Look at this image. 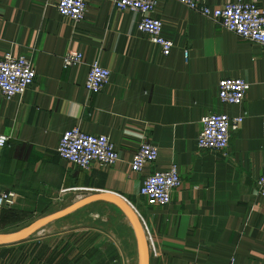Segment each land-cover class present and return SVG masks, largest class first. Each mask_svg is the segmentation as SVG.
I'll list each match as a JSON object with an SVG mask.
<instances>
[{
	"label": "crops",
	"instance_id": "1",
	"mask_svg": "<svg viewBox=\"0 0 264 264\" xmlns=\"http://www.w3.org/2000/svg\"><path fill=\"white\" fill-rule=\"evenodd\" d=\"M244 1L264 7V0ZM56 2L0 0V58L26 56L36 72L21 96L0 94V135L7 137L0 147V191L16 194L11 208H0V231L57 212L91 192H110L141 217L148 264H264V198L257 189L264 173L263 49L178 0H157L151 13L173 41L168 55L137 29L139 14L117 9L114 0H87L78 23L59 15ZM69 49L82 52L83 60L64 67ZM95 61L110 70V79L103 90L89 93L84 84ZM223 78L250 84L240 105L219 101ZM211 113L244 116L225 151L197 147L201 118ZM75 126L108 136L118 162L84 170L60 158L61 134ZM143 140L158 148V157L137 173L130 161ZM171 164L180 186L168 204H149L139 195L144 177ZM98 204L118 208L123 228L102 218L105 230L68 227L40 235L49 223L33 241L0 247V264H122L124 255L137 264L134 230L117 205L92 202L58 220ZM97 232L108 237L110 232L119 243Z\"/></svg>",
	"mask_w": 264,
	"mask_h": 264
},
{
	"label": "built area",
	"instance_id": "2",
	"mask_svg": "<svg viewBox=\"0 0 264 264\" xmlns=\"http://www.w3.org/2000/svg\"><path fill=\"white\" fill-rule=\"evenodd\" d=\"M87 0H57L56 10L59 15L74 23L84 19ZM191 10L211 19L225 30L237 37L257 44L264 53V7L255 2L244 0H227L221 6H210L207 0H178ZM119 10H128L139 14L137 29L146 34L150 42L161 54L168 55L173 41L163 34L161 20L152 17L157 0H114ZM187 57V51H184ZM83 53L69 49L62 58L63 66L69 67L81 63ZM36 78L31 59L6 53L0 58V94L5 98L21 96ZM110 79V70L98 62H92L85 80V89L89 93H98L105 88ZM250 84L242 78H223L219 80L217 96L221 103L240 105ZM242 114L211 113L201 118L202 130L197 136V147L200 150L225 151L229 146L232 131L243 123ZM7 137L0 135V147L5 146ZM56 152L60 158L73 165L88 170L93 165L105 168L119 160L114 144L106 135L89 134L78 126L63 131ZM158 157V148L145 140L141 141L134 152L130 169L141 172ZM1 168V165H0ZM181 184V178L175 164L163 171L146 175L139 189V195L149 204L165 205L171 200V193ZM259 194L264 198V173L257 181ZM16 201L13 192L0 191V208H11ZM127 264V263H126ZM229 264H235L230 261Z\"/></svg>",
	"mask_w": 264,
	"mask_h": 264
},
{
	"label": "water",
	"instance_id": "3",
	"mask_svg": "<svg viewBox=\"0 0 264 264\" xmlns=\"http://www.w3.org/2000/svg\"><path fill=\"white\" fill-rule=\"evenodd\" d=\"M96 201H106L113 203L124 211L135 233L138 264H148L149 241L141 217L130 202L118 194L110 192H91L89 195L72 202L65 208L34 221L27 227L21 228L11 233L0 234V247L17 244L27 240L30 237H34L41 228L48 225L49 223Z\"/></svg>",
	"mask_w": 264,
	"mask_h": 264
},
{
	"label": "rangeland",
	"instance_id": "4",
	"mask_svg": "<svg viewBox=\"0 0 264 264\" xmlns=\"http://www.w3.org/2000/svg\"><path fill=\"white\" fill-rule=\"evenodd\" d=\"M102 218L106 221H109V223L111 224L112 227L115 228H123V223H122V216H121V211H119L118 208H116L113 205H108V204H98V205H91L89 207L83 208L82 210H79L71 215H69V217H66L65 219H61V220H57L53 223L49 224V229H47V231H43L42 233H40V235H51L54 232H59L62 231L63 228H68V230H80L82 229L81 232H93L92 230L98 226H101L103 228V220ZM40 218H29V220H27V222L22 223L21 225L17 226V227H13V228H9L8 230L5 231H0V234H6V233H11L14 231H17L21 228L27 227L28 225L32 224L34 221L38 220ZM64 226V227H63ZM105 230V227L103 228ZM96 232V231H94ZM98 233V232H97ZM92 234V233H90ZM102 236H106L107 235H103L101 233H98ZM110 235V237L105 239H109V240H114L115 242L119 243L117 241V239L114 237L115 235L112 233H108ZM39 235V236H40ZM91 237V236H90ZM39 237H30L27 239L28 240H35ZM26 241V240H25ZM35 242V241H34ZM112 245L109 244V246L106 247V252L108 253V255H112ZM136 257V256H135ZM123 262L122 264H126V263H134L135 264V260L134 258L131 259V256L128 257V262L125 259V255L123 256ZM120 264V263H119ZM138 264V262H137Z\"/></svg>",
	"mask_w": 264,
	"mask_h": 264
},
{
	"label": "trees",
	"instance_id": "5",
	"mask_svg": "<svg viewBox=\"0 0 264 264\" xmlns=\"http://www.w3.org/2000/svg\"><path fill=\"white\" fill-rule=\"evenodd\" d=\"M19 247H22V244H21V245H19Z\"/></svg>",
	"mask_w": 264,
	"mask_h": 264
}]
</instances>
